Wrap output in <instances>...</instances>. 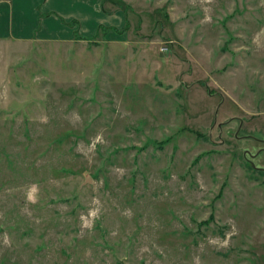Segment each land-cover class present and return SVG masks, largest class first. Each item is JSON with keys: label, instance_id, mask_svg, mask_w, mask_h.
I'll list each match as a JSON object with an SVG mask.
<instances>
[{"label": "rangeland", "instance_id": "rangeland-1", "mask_svg": "<svg viewBox=\"0 0 264 264\" xmlns=\"http://www.w3.org/2000/svg\"><path fill=\"white\" fill-rule=\"evenodd\" d=\"M37 10L0 34V264H264V0Z\"/></svg>", "mask_w": 264, "mask_h": 264}, {"label": "crops", "instance_id": "crops-1", "mask_svg": "<svg viewBox=\"0 0 264 264\" xmlns=\"http://www.w3.org/2000/svg\"><path fill=\"white\" fill-rule=\"evenodd\" d=\"M37 7L38 0H0V34L9 33L18 39L31 37L39 27L36 25Z\"/></svg>", "mask_w": 264, "mask_h": 264}, {"label": "trees", "instance_id": "trees-1", "mask_svg": "<svg viewBox=\"0 0 264 264\" xmlns=\"http://www.w3.org/2000/svg\"><path fill=\"white\" fill-rule=\"evenodd\" d=\"M103 1V0H102ZM76 23V20H74V19H72V20H70L69 21V25H70V27H73V25ZM114 29L113 31L114 32H120L119 30H116L115 28H113V27H108V26H103V25H99V29H103L104 31H107L108 29ZM74 37L75 38H81L78 34H77V32L74 30Z\"/></svg>", "mask_w": 264, "mask_h": 264}, {"label": "built area", "instance_id": "built-area-1", "mask_svg": "<svg viewBox=\"0 0 264 264\" xmlns=\"http://www.w3.org/2000/svg\"><path fill=\"white\" fill-rule=\"evenodd\" d=\"M163 50H166V48H162Z\"/></svg>", "mask_w": 264, "mask_h": 264}]
</instances>
